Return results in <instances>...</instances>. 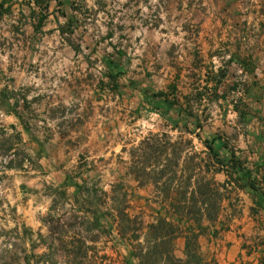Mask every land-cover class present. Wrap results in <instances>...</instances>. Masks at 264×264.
Here are the masks:
<instances>
[{
  "label": "rangeland",
  "instance_id": "1",
  "mask_svg": "<svg viewBox=\"0 0 264 264\" xmlns=\"http://www.w3.org/2000/svg\"><path fill=\"white\" fill-rule=\"evenodd\" d=\"M13 4L25 8L0 16V264H264V143L239 149L245 82L264 84V0ZM200 31L204 64L187 42ZM200 59L201 126L187 106ZM211 139L226 150L217 172ZM159 219L173 242L149 240Z\"/></svg>",
  "mask_w": 264,
  "mask_h": 264
},
{
  "label": "crops",
  "instance_id": "2",
  "mask_svg": "<svg viewBox=\"0 0 264 264\" xmlns=\"http://www.w3.org/2000/svg\"><path fill=\"white\" fill-rule=\"evenodd\" d=\"M2 0H0L1 2ZM15 0H4V8L8 9V12H12L14 11L15 7H20V8H25L24 5H14ZM19 2H21L22 0H18ZM31 11L33 10H37V8H39L38 6H33L30 5ZM21 12H25L24 10H20ZM202 27V26H201ZM170 41V38H153V41L157 40V43L154 42L157 45H160L161 41L162 44L165 43L166 41ZM145 40V36L143 38V41ZM188 43H194V44H198L199 45V54L202 57V53L205 55L204 59L206 63V53H207V39L205 38V36H202V32H199V35L196 37H193L190 41H187ZM152 43V44H154ZM162 48H158L155 49V51L157 52V55H160L162 50ZM144 55H147V52H143ZM200 57V58H201ZM200 64L198 65V67H196L195 65L192 66L191 71H193L194 73H198L196 76V79H198V81H196L193 85H192V89L189 90V92L187 93V97L188 98H196L197 101L194 102H189L188 103V109L192 110L193 112V118H194V125L198 124V125H202V119H205L206 117V111H207V100L203 97L202 95V87H204L203 90H207V73H206V66L202 67V61L200 59ZM253 75V80L255 79V75L256 72L252 74ZM246 83V91L248 92L249 97H254V99H251L253 105V112L251 117L249 118V123H248V132L246 134V136H241L239 142L241 143L239 145V149L241 150V153L244 152V150L246 151H252L253 154H255V152L258 150L256 147H258L261 143H264V130H262V126L260 122H257V117L261 116V114L257 113L256 114V109H258V111H261L262 108H264V96L261 97L260 93L261 91L264 92V84H263V88H261L259 85H256L254 82H252L249 77L247 79ZM250 100V98H249ZM202 113H203V117H202ZM199 128V126H198ZM262 131V132H261ZM257 145V146H256ZM215 147H217V151L219 153L222 152H226V150H221L218 148V146L216 145V141H215ZM223 149V148H222ZM243 149V150H242ZM221 150V151H220Z\"/></svg>",
  "mask_w": 264,
  "mask_h": 264
},
{
  "label": "trees",
  "instance_id": "3",
  "mask_svg": "<svg viewBox=\"0 0 264 264\" xmlns=\"http://www.w3.org/2000/svg\"><path fill=\"white\" fill-rule=\"evenodd\" d=\"M33 1H35V0H33ZM34 4H36V2H34ZM44 9H46V8H44ZM4 11H8V9L4 8V0H2L0 2V16H1V14ZM41 19H43V18L41 17ZM203 144H204V146L207 149V156H208V158L210 160V163L213 166V168L215 169V172H217L219 168L223 167V163H222V161L220 160V158H219V156L217 154V147H215V140L211 139L210 141H203ZM119 216L121 218L120 219L121 221L122 220L128 221L127 218H126V215L123 212L122 213L120 212ZM165 221H166L165 219H159L157 221V224H150L148 226V228L152 232L151 235L149 236V238H151V239H149V240L153 244H156V245H162L163 244L164 245L167 242L168 243L169 242H173L174 234H175L174 226L171 225L169 222H165ZM161 224H167L169 226V228L171 229V227H172V229L169 232H167V231L166 232H162V230L160 229L161 228ZM167 239H168V241H167ZM166 253H168V254H166ZM166 253H165L166 256L164 254V257H166L165 260L167 262L171 263L172 262L171 257H170L171 251L170 252H166ZM156 255L158 257H160V258L162 257L161 252L156 253Z\"/></svg>",
  "mask_w": 264,
  "mask_h": 264
}]
</instances>
